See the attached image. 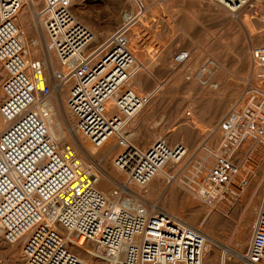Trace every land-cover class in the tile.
I'll return each mask as SVG.
<instances>
[{"label": "built area", "instance_id": "1", "mask_svg": "<svg viewBox=\"0 0 264 264\" xmlns=\"http://www.w3.org/2000/svg\"><path fill=\"white\" fill-rule=\"evenodd\" d=\"M75 1L43 0V8L34 13L46 53L60 62L55 68L28 57L18 27L22 0H0V67L7 72L0 106L6 122L0 133L2 239L19 245L23 264H87L72 251L83 244L94 245L103 264H204L208 235L138 190L168 163H181L188 155L182 143L159 139L143 149L128 138V127L159 91L144 90L134 80L143 64L132 42L139 47L146 38L135 32L143 15L99 41L77 18ZM213 1L248 17L261 5V0H219L226 6ZM252 56L264 82V45L254 48ZM190 57V51H180L173 64L182 66ZM66 87V105L75 119L72 134L96 148L113 139L121 149L114 160L117 175L93 156L78 158L76 142L61 147L51 134L42 108ZM185 120L201 133H215L192 112ZM219 130L223 140L216 163L195 181L204 196L228 195L227 184L241 172L231 159L247 139L264 135V90L249 91ZM244 258L245 264H264V199Z\"/></svg>", "mask_w": 264, "mask_h": 264}, {"label": "rangeland", "instance_id": "2", "mask_svg": "<svg viewBox=\"0 0 264 264\" xmlns=\"http://www.w3.org/2000/svg\"><path fill=\"white\" fill-rule=\"evenodd\" d=\"M34 2L29 1L20 12L25 13L27 21L21 25V32L30 45L40 40L36 51L43 46L44 54L41 52V57L35 59L45 58V55L50 61L51 54L49 56L45 51V38L34 14L44 3L43 0ZM74 9L77 18L99 41L127 23V16L143 15L135 32H142L146 38L139 47L136 40L132 42L143 64L134 80L144 90L159 87V91L131 123L128 133L131 141L143 149H148L159 139L188 147V155L181 163H169V166L177 167L176 170L180 169L174 177L175 184L170 181L172 176L154 188L149 184L147 190L151 194L147 198L160 209L189 221L208 234V245L213 250L212 264H243L237 253L244 255L247 252L264 199V135L260 139H247L231 159L241 167V172L227 184L226 197L222 194L202 195L196 189L195 181L216 163L215 153L223 140L219 130L221 121L244 101L249 91L264 90V82L258 76L252 56L254 48L264 45V0L253 17L235 15L211 0H76ZM161 15H166V20H161ZM19 18L20 15L18 21ZM180 51H190L191 57L185 65L176 67L173 58ZM52 58L58 68L53 53ZM6 79L7 72L0 67V106L4 101L2 85ZM68 93L66 88L62 100L59 96V102L56 94L49 98L53 105H59L61 121V108L65 100L67 102ZM187 112H192L203 127L214 129L215 133L207 135L200 132L202 128L187 126L184 123ZM3 122L0 116V133L6 128ZM68 141L74 144L72 139ZM113 144L105 147L113 148ZM120 152L121 149L112 152L108 160L101 163L107 172L114 173L113 160ZM110 188L107 186L104 190ZM170 190L171 194L168 193ZM166 193L168 198L165 199ZM207 200L211 212L204 203ZM87 246L92 249L91 244ZM11 251L12 246L0 236V264H23L19 257L12 256ZM72 251L86 262L93 261L80 248L75 247ZM204 264H210L206 258Z\"/></svg>", "mask_w": 264, "mask_h": 264}, {"label": "bare ground", "instance_id": "3", "mask_svg": "<svg viewBox=\"0 0 264 264\" xmlns=\"http://www.w3.org/2000/svg\"><path fill=\"white\" fill-rule=\"evenodd\" d=\"M29 1H31V2H33V4L35 3L34 2V0H22V2H23V5L25 6V4H29ZM211 1H213V0H211ZM219 1V0H218ZM219 2H221V3H223L222 1H219ZM224 5H225V3H223ZM23 6V7H24ZM226 6V5H225ZM23 9V8H22ZM231 10H233V11H236V10H234V9H231ZM22 11V10H21ZM36 11V10H35ZM230 11V10H229ZM231 12V11H230ZM22 14V13H21ZM20 14V15H21ZM135 18V16H127L126 18H125V22H128V21H130L131 19H134ZM21 20V19H20ZM27 23V21H26V16H24L23 18H22V21H19L18 22V27H19V31H20V37H21V40L24 42V44H25V46H26V48H27V50H28V57H29V59L31 60L32 58H40L41 57V52L43 53L44 52V49H43V46H42V48H41V50H38V51H36V48L39 46V44H40V40L39 39H37L36 41H34L35 43L32 45H30V44H28L27 42H26V39L24 38L25 36H24V34L21 32V29H22V26L21 25H23V24H26ZM26 27V26H25ZM23 30V29H22ZM27 31V30H26ZM21 33L23 34V37L21 36ZM32 37V36H31ZM109 37V36H108ZM133 45V44H132ZM44 54V53H43ZM43 57H45V58H42V59H38V60H42L43 61V63H45L46 64V66H53V67H55L54 66V59L55 58H52V54H51V59H50V63H49V61H48V58H46V56L45 55H43ZM56 57V56H55ZM56 59H57V57H56ZM190 60V59H189ZM188 60V61H189ZM187 61V62H188ZM57 62H58V68H60V62H59V60L57 59ZM186 62V63H187ZM185 63V64H186ZM184 64V65H185ZM183 66V65H182ZM176 67H180V66H176ZM46 70H48L47 69V67H46ZM67 88V87H66ZM65 88V89H66ZM64 89V90H65ZM64 92V91H63ZM2 93H3V89H2ZM3 95H4V93H3ZM62 95H63V93H62ZM62 95H61V100H62ZM59 97H58V102H59V99H60ZM56 101V102H57ZM66 100H65V102L63 103V105H62V108L61 109H63V117H62V121H61V119L59 118V113H58V107H59V105L56 103V105L54 104H52L51 102H50V100L48 99L46 102H45V105H44V107L42 108L43 110H44V112L47 114V116L44 118L45 119V122H46V124L48 125V127H49V130H50V132H51V134L53 135V137L55 138V140L60 144V146L62 147V146H65V145H67V144H70V142L68 141L69 140V138L70 139H72L74 142H76V145L78 144V158H82V155H83V153L85 154H87V155H89V156H93L94 158H96V159H98L101 163H103V160L104 159H106V160H108V157L110 156V154H112V152H115L116 150H117V152H118V150L120 149L118 146H117V144H116V142L112 139V140H110L109 141V143H112V142H114V144H113V148H111L110 146L109 147H105V146H107L108 144H106L104 147H105V149L104 150H102V151H99V150H101L102 148H104V147H102V148H96V147H94L90 142H88V141H86V140H84L80 135H76V136H74L73 134H72V129H71V125H73V123H74V119H73V117H72V115H71V113L69 112V110H68V108H67V105H66ZM140 114V113H139ZM138 114V115H139ZM137 115V116H138ZM1 116V115H0ZM137 116H136V118H137ZM2 118V117H1ZM135 118V119H136ZM3 119V118H2ZM134 119V120H135ZM4 120V119H3ZM133 120V121H134ZM3 123H6L5 122V120H4V122ZM129 128V127H128ZM1 129V128H0ZM127 132H128V129H127ZM130 136L131 135H129V133H128V138L131 140V138H130ZM60 147V148H61ZM114 150V151H113ZM100 152H103V154H100ZM82 154V155H81ZM101 158V159H100ZM171 163V162H170ZM113 166H114V160H113ZM173 168V170L170 172L169 170L170 169H172ZM176 168L177 167H171V166H169V163L162 169V171L158 174V176H156L149 184L150 185H152V188H154L155 186H156V184L158 185H160L161 184V181H163V179H166V178H168V176H172V179L170 180V181H172L173 182V180H174V177H176L177 176V173L179 172V170L180 169H178V170H176ZM114 173L116 172V170H115V168H114ZM112 171V172H113ZM113 173V174H114ZM170 178V177H169ZM174 183V182H173ZM172 183V184H173ZM179 183V182H178ZM175 184V183H174ZM148 189V187H146L144 190H139V192L140 193H144V194H146V195H148V196H150V194H149V190H147ZM253 193H255V192H253ZM258 194V191H256V193H255V196ZM193 198V197H192ZM196 199H198V198H196ZM204 202V201H203ZM206 205H207V209H208V212H211L212 210H211V208H209V206H210V204H209V202H208V200L207 201H205L204 202ZM204 212H206V211H204ZM212 214V213H211ZM209 215V214H208ZM208 215H206L207 216V219H208ZM206 218V217H205ZM209 221L208 222H210V223H212V221H211V218H209L208 219ZM187 222H189V221H187ZM190 223V222H189ZM215 223V222H214ZM190 224H192V223H190ZM193 225V224H192ZM195 226V225H194ZM197 227V226H196ZM199 228V227H198ZM208 235V234H207ZM0 236H1V238H2V234H1V230H0ZM210 237L208 236V239H209ZM231 239V238H230ZM210 241V240H209ZM6 243V242H5ZM7 244V243H6ZM8 245H11L12 246V251L10 252L11 254H12V256L14 257V258H18L19 257V253H20V248H19V245H12V244H8ZM92 245V244H91ZM241 246V248L243 247L242 245H240ZM77 248H80L82 251H84V253L86 254V255H88L89 254V256L91 257V259L93 260L92 262H86L84 259H83V261L84 262H86L87 264H103L102 262H100L99 260H97L96 259V257L98 256V252H97V249H96V247L94 246V245H92V249L90 248V247H88L87 246V244H83L82 246H80V247H77ZM74 253V252H73ZM212 254H213V250L210 248V246L209 245H207V252H206V256H205V258H206V260L208 261V262H210V264H211V262H212ZM78 256V255H77ZM79 257V256H78ZM237 257L238 258H240L242 261H243V264H245V258H244V255H242V254H239V253H237ZM80 258V257H79ZM205 261V260H204ZM223 264H225V263H223Z\"/></svg>", "mask_w": 264, "mask_h": 264}, {"label": "crops", "instance_id": "4", "mask_svg": "<svg viewBox=\"0 0 264 264\" xmlns=\"http://www.w3.org/2000/svg\"><path fill=\"white\" fill-rule=\"evenodd\" d=\"M24 16H25V13L23 12V13L20 15L19 21H22V18H23ZM20 19H21V20H20ZM19 21H18V22H19ZM171 192H172V191L170 190V192H168V193L171 194ZM166 198H168V197H167V193L165 194V199H166ZM171 198H172V197H171ZM209 263H210V262H209ZM212 263H213V261L211 262V264H212Z\"/></svg>", "mask_w": 264, "mask_h": 264}]
</instances>
